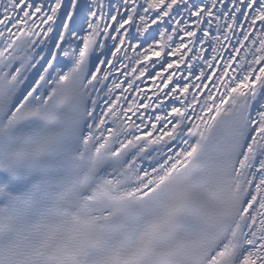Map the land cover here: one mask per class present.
I'll use <instances>...</instances> for the list:
<instances>
[{
  "label": "snow or ice",
  "instance_id": "snow-or-ice-1",
  "mask_svg": "<svg viewBox=\"0 0 264 264\" xmlns=\"http://www.w3.org/2000/svg\"><path fill=\"white\" fill-rule=\"evenodd\" d=\"M0 264H264V0H0Z\"/></svg>",
  "mask_w": 264,
  "mask_h": 264
}]
</instances>
